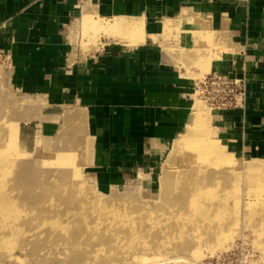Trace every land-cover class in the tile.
<instances>
[{"label":"rangeland","instance_id":"rangeland-1","mask_svg":"<svg viewBox=\"0 0 264 264\" xmlns=\"http://www.w3.org/2000/svg\"><path fill=\"white\" fill-rule=\"evenodd\" d=\"M217 20L170 30L178 37L168 53L193 85L234 54L232 33L218 29ZM116 21H83L72 29L76 47L96 52L104 36L122 32ZM138 30L131 28L130 41ZM188 97L178 133L157 142V152L149 151L129 177L104 187L95 177L96 145L83 114L13 86L9 61L0 55V184L13 189L19 218L28 222L8 237L0 264H264V143L254 152H234L216 126L219 111L193 90ZM198 187L212 189L202 201L215 207L210 219L194 225L196 234L190 230L177 241L152 232L138 249L127 231L137 227L143 239L150 232L143 219L163 218ZM46 224L56 229H43ZM178 255L187 259L174 260Z\"/></svg>","mask_w":264,"mask_h":264},{"label":"crops","instance_id":"crops-1","mask_svg":"<svg viewBox=\"0 0 264 264\" xmlns=\"http://www.w3.org/2000/svg\"><path fill=\"white\" fill-rule=\"evenodd\" d=\"M212 16L234 39V54L216 70L248 79L245 108L219 111L216 126L234 152L247 154L264 143V0H0V55L13 86L83 114L95 177L107 187L178 133L195 85L168 53L178 37L170 30L209 27ZM91 19L117 20L122 31L93 53L77 48L72 33Z\"/></svg>","mask_w":264,"mask_h":264},{"label":"bare ground","instance_id":"bare-ground-1","mask_svg":"<svg viewBox=\"0 0 264 264\" xmlns=\"http://www.w3.org/2000/svg\"><path fill=\"white\" fill-rule=\"evenodd\" d=\"M216 147L219 148V146L217 145ZM210 148L212 149V147ZM201 151L203 152V150ZM205 152H207V149L205 150ZM0 163H4V161L1 160ZM5 187L6 185L1 186L0 184V249L3 248L5 244H7L8 237L10 238L17 237L19 235L18 232L24 227V225L28 223V222L27 223L22 222L23 219L19 218V214H20L19 205L21 204H20V201H18V199L14 197L13 189L6 190ZM211 190L212 189L209 187L203 188V189L202 188L199 189L198 187V191L197 190L187 191V193L183 196L184 198L182 200L183 202L180 203V205L175 204L174 209H171L172 207L168 209V212H166L164 216L162 215L163 218L157 219L153 216L148 215V217L146 219H143V221H145V228L148 229L150 232H148L143 237V239L141 238V240L139 236L136 235V233H138L137 227H134L133 229L131 228L130 230H128L127 232L131 235V237L134 240L139 241L138 242L139 246L137 248L139 249L141 247V242H143V240L145 241L143 243L148 244L150 240L148 237L152 235V232L156 235H159V233L163 236L166 235L168 238H171L177 241L181 240L182 237H185V234L190 230L194 234H196L197 228L196 226L194 227V225H199L200 223L210 219L211 218L210 216L212 214L211 213L212 209L215 207V205L213 204L209 205V204L203 203L205 201H202V197L205 196ZM103 208H105V206ZM258 210H261V209H258ZM103 211L104 209L102 210L99 209L98 214L100 215ZM215 211L217 212V210ZM262 211L264 212L263 208H262ZM27 212L28 211H26L25 213ZM263 212H260V214ZM115 213L119 214L117 210H115ZM164 213L165 212H163V214ZM71 215L74 216L75 218H84L86 216L85 214L81 212H73L71 213ZM120 215H123V214H120ZM117 219H120V218H117ZM185 221L193 222L194 224L191 225L192 227L190 225L189 226L182 225V223H184ZM89 225L90 224L86 225L88 231H90V229H93V230L96 229V227L91 228ZM45 227L51 230L56 229L55 225L46 224L42 226L43 229H45ZM128 251L129 250H127L126 252ZM132 257H136V255H133ZM186 259L187 258L181 255H178L177 257L174 258V260H182V261Z\"/></svg>","mask_w":264,"mask_h":264},{"label":"built area","instance_id":"built-area-1","mask_svg":"<svg viewBox=\"0 0 264 264\" xmlns=\"http://www.w3.org/2000/svg\"><path fill=\"white\" fill-rule=\"evenodd\" d=\"M248 79L245 75L216 70L194 86L198 93L217 111L244 109Z\"/></svg>","mask_w":264,"mask_h":264}]
</instances>
